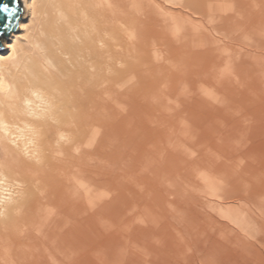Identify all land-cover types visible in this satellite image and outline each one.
I'll return each mask as SVG.
<instances>
[{
  "label": "bare ground",
  "instance_id": "obj_1",
  "mask_svg": "<svg viewBox=\"0 0 264 264\" xmlns=\"http://www.w3.org/2000/svg\"><path fill=\"white\" fill-rule=\"evenodd\" d=\"M263 8L264 0H30L0 55V264H143L156 252L162 264H196L190 224L171 227L170 212L195 217L220 175L264 204V154L249 149L248 171L234 172L209 148L206 169L176 154L200 138L188 106L202 112L201 92L182 96L189 75L195 86L201 77L223 83L237 65L240 86L223 92L230 102L253 96L263 117L252 131L264 135V40L251 52L237 42L247 31L264 36ZM226 41L235 49L219 47ZM217 106L207 102L205 113ZM230 220L239 243L264 232V218L240 209ZM219 226L214 236L230 232ZM241 245L221 264H264Z\"/></svg>",
  "mask_w": 264,
  "mask_h": 264
},
{
  "label": "rangeland",
  "instance_id": "obj_2",
  "mask_svg": "<svg viewBox=\"0 0 264 264\" xmlns=\"http://www.w3.org/2000/svg\"><path fill=\"white\" fill-rule=\"evenodd\" d=\"M263 14H264V8H263ZM247 31V30H246ZM243 32V31H242ZM250 39H247L249 38ZM241 38V37H240ZM260 39L264 40V36L255 34L253 32L247 31V33L244 35L243 39L237 40V42L240 41L241 45L247 46V49L249 52L255 51V42ZM222 49L234 50L235 47L232 43L226 41L220 44ZM245 51V49H244ZM247 51V50H246ZM232 58V61L234 60V56L230 55L228 57ZM249 61L248 59L246 60ZM251 63V62H249ZM235 67H233L234 74L231 75L229 80L223 82V83H209V77H201L199 78L198 86L196 85V80L193 79V82L190 81V75L187 76L188 81L190 83V87L187 86V92L183 91L182 96L187 99L191 98V95L193 92H201V101L198 102V105L202 108V112H198L192 109H189L192 112V116H196V119L193 120L192 123H196L195 125L199 128L200 138L194 139L195 143L193 144H179L176 145L179 155V159H182L185 166L187 164H195V163H202L203 168L206 169L205 160L201 161L200 156L204 152L205 148H209L213 150L217 157L218 155L224 156L223 161L221 162L222 165L227 167V170L230 172H234L233 170H240V171H248L247 161L250 158L251 154L248 153L249 149H252L253 152H256L258 154H264V149L262 150V145H264V135H258L257 132L252 131V129L255 127V124L258 125V122L262 119V113L257 110L255 105L253 104V96L244 93L241 94V97L237 95L238 101L235 96H233L235 99L231 100L230 97L223 92L224 89L229 88L232 91L235 89V87L238 85L240 86V82L242 81V78H237L236 76V70ZM236 72V73H235ZM206 80V81H205ZM264 86V82H263ZM195 94V93H193ZM199 95V94H198ZM203 97V98H202ZM196 100V99H194ZM213 101V103H216L218 106V109L220 110L215 115H209L207 112L205 113V105L207 102ZM175 104H184L182 103V99L180 96V100L174 101ZM172 102V103H174ZM228 103V105H227ZM173 105L179 106V105ZM234 105V106H231ZM189 113V112H188ZM264 115V114H263ZM262 116V117H261ZM261 117V119H260ZM221 122L223 123L222 130H219L217 127V123ZM140 127L138 128V130ZM137 136H140V130L137 134ZM148 136L157 141L154 133L151 131L148 132ZM159 143H155L153 145H157ZM260 145V148L258 147ZM131 147V146H129ZM138 152V148H137ZM142 158H139V161ZM178 159V160H179ZM177 160V158H176ZM177 160V161H178ZM193 160V161H191ZM146 162V159L145 161ZM181 162V163H182ZM184 166V167H185ZM232 166L234 169H232ZM210 172V170H208ZM169 173H167L168 176ZM214 176H217L215 174ZM211 180L208 182L209 184L206 187V190L204 191V194L201 193L203 196H207L208 204L207 206H203L200 210L199 214H196L195 217L189 218L188 209H182L178 211H172L168 215V224L171 225L173 228H178L177 226H180L182 222H188L190 224L189 231L187 233V237H190L191 239V250L190 254L193 252V255L198 256L199 259H197L196 264L200 262V259L203 257H211L212 259L215 258L217 264H221V262L224 260L225 257H220L223 254H231L234 251L238 252L240 251V247L242 246L241 243H244V241L247 244H250L254 249L257 248V250L264 256V250L260 248L259 244L262 243L264 240L260 237L264 234H259L257 242L253 240L252 238L246 237L244 238V241H241L239 243L237 230L232 224L231 220L232 217L236 214L237 210L240 209V211H244L245 215L246 213H250L252 217L256 221L262 220L264 217L263 215H260L259 208L264 209L263 201L256 200L254 203H257L258 205H251L250 198L243 197L240 195V189L237 186V184H234L229 179H223L222 175H220V179L216 180V178L211 177ZM153 183L156 185H162L164 183V178H158L156 177L153 179ZM263 186V185H262ZM212 187V191L210 189ZM261 188L260 186H257ZM257 187L256 190H257ZM254 189V188H253ZM214 191V192H213ZM259 191V190H257ZM239 193V194H238ZM210 194V195H209ZM249 196V195H248ZM255 200V199H253ZM209 219H211V222H209ZM218 221V222H217ZM222 222L225 227V231H230L229 233L220 234L218 236H214L213 231L210 229L212 227H220L219 223ZM204 224L205 229L200 231V228L198 225ZM131 232L135 229V225L129 224ZM127 234V233H126ZM237 236L235 238V236ZM126 237V236H122ZM169 237H172L171 234ZM242 238V237H241ZM257 238V237H256ZM172 239H174L172 237ZM186 239H183L185 241ZM238 240V241H237ZM224 243L228 245L225 247V249H220L218 246ZM139 244V243H138ZM141 245V244H139ZM221 246V245H220ZM252 249V250H254ZM153 253V252H152ZM151 253V254H152ZM253 253V252H252ZM170 255L171 253H167ZM154 257L151 259L143 260V264H162L165 257L162 255V252H156L152 254ZM166 259V258H165ZM98 264V263H96ZM171 264V263H167ZM201 264V263H199Z\"/></svg>",
  "mask_w": 264,
  "mask_h": 264
},
{
  "label": "water",
  "instance_id": "obj_3",
  "mask_svg": "<svg viewBox=\"0 0 264 264\" xmlns=\"http://www.w3.org/2000/svg\"><path fill=\"white\" fill-rule=\"evenodd\" d=\"M30 0H0V55L11 47L10 34L19 32L18 22L26 20ZM5 6H7L5 8Z\"/></svg>",
  "mask_w": 264,
  "mask_h": 264
},
{
  "label": "snow or ice",
  "instance_id": "obj_4",
  "mask_svg": "<svg viewBox=\"0 0 264 264\" xmlns=\"http://www.w3.org/2000/svg\"><path fill=\"white\" fill-rule=\"evenodd\" d=\"M7 6H5V8H6Z\"/></svg>",
  "mask_w": 264,
  "mask_h": 264
}]
</instances>
